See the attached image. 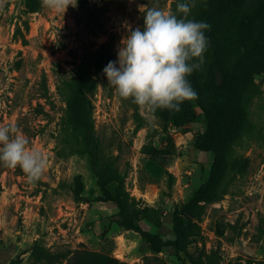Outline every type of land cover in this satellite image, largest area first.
Masks as SVG:
<instances>
[{"label":"rangeland","instance_id":"obj_1","mask_svg":"<svg viewBox=\"0 0 264 264\" xmlns=\"http://www.w3.org/2000/svg\"><path fill=\"white\" fill-rule=\"evenodd\" d=\"M173 1L151 0L140 8L144 4L135 0H77L63 14L42 7L41 0H8L0 11V125L16 126L29 147L48 158L35 184L19 167L1 164L0 264H34L36 241L53 251L87 250L129 264L153 256L167 264H264L257 230L264 213V74L254 78L258 92L246 132L214 174L215 153L200 147L207 122L199 109L185 127L156 113L146 116L139 107L137 119L131 100L120 98L97 66L99 59L117 60L121 39L129 28L142 30L148 8L173 12ZM225 37L235 44L231 31ZM80 75L92 82L81 88L91 116L87 124L105 152L119 156L125 187L142 210L143 230L174 239L176 212L213 180L216 196L195 220L188 255L171 247L154 253L138 231L123 225L116 204L104 200L88 156L71 141L67 83ZM73 97L77 109L82 100L77 91Z\"/></svg>","mask_w":264,"mask_h":264},{"label":"trees","instance_id":"obj_2","mask_svg":"<svg viewBox=\"0 0 264 264\" xmlns=\"http://www.w3.org/2000/svg\"><path fill=\"white\" fill-rule=\"evenodd\" d=\"M135 1L144 5L151 2V0ZM183 2L185 0L173 1L172 13L177 14L178 18H182V14L177 13L176 5ZM225 16L226 20L223 21ZM188 19L209 25L204 31L207 47L203 53V64L188 77L198 98L182 103L179 111L157 110L155 113L177 127L190 124L197 117V109L204 114L207 131L200 147L215 153L213 167L215 174L227 163L229 152L246 132L249 108L258 92L254 78L256 75L264 74V0H196V6L191 9ZM25 24L28 29L27 20ZM16 30L26 44L27 39L21 26ZM227 31H231L235 36V44H227L225 37ZM109 59L104 62L99 59L97 66L105 68ZM79 77L81 75L67 83L70 94L68 119L71 120L72 125L71 141L79 146L82 154L88 156L97 174L104 200L116 204L124 217L123 225L138 231L143 242L154 253L171 247L178 255L181 253L188 255V249L196 234L195 229L198 227L195 220L202 218L207 206L216 196L213 180L204 184L193 198L176 212L174 239H164L159 234L143 230L139 226L142 210L137 207V203L132 200L125 187V176L117 165L119 156L107 154L103 143L93 134V126L90 125V128L87 124L91 116L88 111L86 112L81 88L83 85L91 86L92 82L87 76ZM44 83L48 92L46 81ZM76 91L82 100L78 103L77 109L73 103L71 107V98L75 97ZM131 104L135 107L136 118L141 119L138 106L132 101ZM1 169L0 164V172ZM2 190L0 182V192ZM257 230L259 240L264 241V213L259 217ZM32 256L35 258L34 264H129L104 253L87 250L75 251L63 247L53 251L41 241L34 243ZM209 257L212 263L216 261L213 260V256ZM145 264L167 263L162 258L153 256L148 257ZM247 264L253 263L249 261Z\"/></svg>","mask_w":264,"mask_h":264},{"label":"clouds","instance_id":"obj_3","mask_svg":"<svg viewBox=\"0 0 264 264\" xmlns=\"http://www.w3.org/2000/svg\"><path fill=\"white\" fill-rule=\"evenodd\" d=\"M8 0H0L3 11ZM77 0H41V6L57 13L76 7ZM196 0L176 5L177 14L154 6L143 17V29L129 28L121 39L117 60L103 69L117 95L136 104L146 116L157 110L179 111L185 101L198 98L188 77L201 68L207 47L204 22L188 19ZM141 5L140 8H145ZM0 164L19 167L29 184L39 181L47 167L43 152L29 147V139L13 125H0Z\"/></svg>","mask_w":264,"mask_h":264}]
</instances>
